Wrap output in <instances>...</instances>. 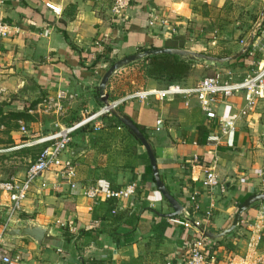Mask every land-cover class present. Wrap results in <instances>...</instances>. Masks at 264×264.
Masks as SVG:
<instances>
[{
  "label": "crops",
  "instance_id": "0c3cea01",
  "mask_svg": "<svg viewBox=\"0 0 264 264\" xmlns=\"http://www.w3.org/2000/svg\"><path fill=\"white\" fill-rule=\"evenodd\" d=\"M0 1L3 18L15 27L0 43V106L7 112L24 111L27 106V113H40L32 120L35 127L30 136L35 139L102 106L96 92L101 69L106 70L111 60L148 45L216 55L239 52L264 2L132 0L120 21L112 15V0ZM47 1L60 6L62 14L49 10ZM105 51L107 59L95 64ZM231 62H237L243 75L255 67L254 57L247 54ZM166 84L148 77L141 64L132 63L111 78L107 92L118 98ZM124 104L123 114L145 129L161 178L183 205L180 215L191 223L219 233L231 225L247 197L264 191V111L257 109L264 99L219 141H208L209 133L219 129L195 98L189 106L180 96L132 99ZM244 104L242 95H235L221 104L219 113H237ZM114 117L97 122L99 129L91 124L73 134L64 157L77 163L76 189L39 191L34 187L19 216L46 226L47 234L41 243L28 236H7V247L17 258L13 264H183L180 255L195 229L169 220L174 209L156 187L145 147ZM158 118L164 120L159 131L155 129ZM20 134L26 133L10 130L16 143ZM209 169L216 171L221 184H203ZM132 182L138 189L129 198L83 194V188L91 184L119 189ZM59 219L75 222L78 233L59 228ZM216 240H212L208 264H264V201L251 205L236 228Z\"/></svg>",
  "mask_w": 264,
  "mask_h": 264
},
{
  "label": "built area",
  "instance_id": "2783aa9c",
  "mask_svg": "<svg viewBox=\"0 0 264 264\" xmlns=\"http://www.w3.org/2000/svg\"><path fill=\"white\" fill-rule=\"evenodd\" d=\"M131 2L132 0H112L111 12L115 19L122 20L123 13L131 5ZM1 4L2 1H0V43L3 38L15 32V27L3 18ZM45 5L54 14H62V8L53 2L47 1ZM149 24L154 26L153 21H150ZM241 42L245 44L244 40ZM99 45H104L103 40L99 41ZM260 51L264 52V20L258 26L255 40L247 55L254 57L255 61ZM254 63H257V66L247 71L245 75L234 74L230 70L222 69L202 77L194 84L175 82L162 88H146L118 99H109L108 104L103 103L99 109L89 112L81 119L64 125L38 139L16 145L15 148L35 145H44V147L37 153L35 159L30 161L23 173H19L10 179L0 180V264H13L17 260L7 247L5 229L17 221H21L19 214L23 211L24 203L34 187L37 186L39 191H58L64 188L72 190L78 187L77 163L72 158L64 157V153L68 150L76 131L91 124L94 125L95 129H99L97 122H100L104 117L114 116L113 110L119 109L122 104L132 99L147 100L154 97L165 100L180 96L183 97L186 106L190 105L191 98L198 101L207 119L212 120L215 127L218 126L219 129V132L211 131L209 133L208 141H219L221 135L235 131L237 120L254 111L259 101L264 99V57ZM238 94L242 95L245 102L244 106L237 113H219L221 104ZM19 122L22 123L20 126L21 133H26L27 127L23 124V120H19ZM163 126L164 120L158 118L155 129L159 131ZM119 128L121 129V127ZM221 183L216 171L209 169L203 184L207 187H214ZM137 189L138 184L136 182L128 183L119 189L91 184L83 188V194L90 198H96L102 194L108 199H123L135 195ZM191 198L192 200L196 199L195 195ZM210 217L211 212H208L205 215V220L208 223ZM169 220L185 229L192 231L195 229L192 232L193 238L190 244L180 255L182 263L208 264L212 240L204 236L205 226L199 222L191 223L186 215L179 214L170 217ZM56 223L64 231L70 233H78L79 231V227L73 221L59 219ZM167 264L173 263L168 261Z\"/></svg>",
  "mask_w": 264,
  "mask_h": 264
},
{
  "label": "water",
  "instance_id": "95a60500",
  "mask_svg": "<svg viewBox=\"0 0 264 264\" xmlns=\"http://www.w3.org/2000/svg\"><path fill=\"white\" fill-rule=\"evenodd\" d=\"M264 20V8L262 9L260 16L258 20L256 21L251 35L249 39L247 40L244 47L237 53H233L226 56H216L211 55L205 52H198L194 50H189L181 47H155L151 49L141 50L136 53L129 54L125 57H122L120 59H116L112 61V64L106 68L104 73L99 79L98 83V92L100 94L101 100L103 103L108 104L109 102V94L107 92L108 84L111 78L123 67L130 65L131 63L138 61L140 59H145L152 55H159V54H177L180 55L187 60H193V61H200L205 60L207 62L211 63H217V64H224L231 61H234L243 55H245L251 44L254 42L256 37V32L258 30L259 24ZM34 97V95H32ZM113 115L117 117L122 124L127 127L132 133L135 135V137L142 143V145L145 147L150 164L152 166L153 176L155 179V184L157 189L163 194V196L167 199V201L171 204V207L174 209V211L170 214L171 217L179 215L183 210V205L171 194L168 187L163 182L158 164H157V158L154 151L153 146L151 145L148 138L145 136V134L141 131V129L133 122V120L124 115L120 112L119 109L112 111ZM264 201V191L256 192L251 194L249 197H247L242 204L240 205L239 209L235 213L234 219L231 223V225L222 230L219 233H215L210 230H206L204 232V236L208 237L211 240H216L218 238H221L225 235L230 234L238 225L239 221L241 220L242 214L249 208L251 205H253L256 202ZM48 228L44 225L38 224L37 222L33 220H21L17 221L13 225H10L5 229V235L11 236V237H24L28 236L34 239L37 243H41L43 239L45 238L47 234Z\"/></svg>",
  "mask_w": 264,
  "mask_h": 264
},
{
  "label": "rangeland",
  "instance_id": "374dc122",
  "mask_svg": "<svg viewBox=\"0 0 264 264\" xmlns=\"http://www.w3.org/2000/svg\"><path fill=\"white\" fill-rule=\"evenodd\" d=\"M261 8H264V2H262ZM256 16V14H253V18ZM258 18L260 14L257 15ZM256 18V17H255ZM258 20V19H257ZM206 53V52H205ZM263 51H260L258 55L256 56L255 61L261 59L263 56ZM211 55H216L212 53H208ZM216 56H226V54L222 55H216ZM194 63H197L194 62ZM198 65L193 66L191 65V69L188 73V75L185 77L184 82L186 83H194L201 79L204 76L211 75L217 70H222V68L229 67L231 71L234 74H241L243 75V70L238 69L237 62H231L228 64H217V63H211L207 62L205 60H200L198 62ZM254 66H257V63L253 64ZM235 69V70H233ZM248 70V68H247ZM1 107V106H0ZM2 110H0V180L4 179H10L13 176L23 173L26 169L27 165L30 163V161L34 160L37 153L39 152L41 145H35V146H25L21 148H15L18 143L26 142L28 139H35L34 136H30L33 134V130L35 127V124L32 123V120L36 119V115H40V113H28L30 120H24V119H18L14 120L12 118L11 112H7V110H4L3 107H1ZM259 111H264V104H261L257 107ZM43 115H54L55 117L59 114L54 113H42ZM61 115V114H60ZM19 120H23V124L27 127L29 131L26 132V134H20L19 135V141L18 143L15 142L14 138L10 135L11 128L14 129H20V126L22 123L19 122ZM12 140L14 142L10 143Z\"/></svg>",
  "mask_w": 264,
  "mask_h": 264
},
{
  "label": "trees",
  "instance_id": "16d2710c",
  "mask_svg": "<svg viewBox=\"0 0 264 264\" xmlns=\"http://www.w3.org/2000/svg\"><path fill=\"white\" fill-rule=\"evenodd\" d=\"M155 47L156 46L148 45L146 47H142L141 50L151 49V48H155ZM107 52L108 51H105L103 55H100L96 59V63L95 64L99 63L101 60L107 59V56H106ZM246 54H248V53H246ZM112 61L113 60H111V64H112ZM194 62L195 61L187 60L186 58H184V57H182L180 55H177V54H159V55L149 56V57H147L145 59L138 60V61H135L133 63L141 64V67L143 68V70L145 71V74L148 77H152V78H155V79L163 80V81H165L167 83L166 85H169V84H172V83H175V82H181V83L183 82L184 83V79L188 75V73H189V71L191 69V65ZM104 71H105V69H101V74H103ZM108 92H109L108 93L109 94V99L114 100V99L120 98V97L115 98L114 95L110 94V91H108ZM96 95H97V97L100 98V94H99L98 91L96 92ZM32 105H33V103L31 104V106ZM28 108L29 107L26 106L24 111L23 110H21V111H12L11 112L12 118L14 120H18V119L30 120V117H29L28 113L26 112ZM119 110L122 113H124L125 112V104H122L119 107ZM128 117H130V116H128ZM114 118L116 119V117H114ZM130 118H132V117H130ZM31 121H32V119H31ZM133 122L141 129V131L148 138V135L146 134L145 129L141 125H139L135 120H133ZM12 129H14V128H11V130ZM130 132H131V134H133L132 131H130ZM12 142H14V140H12V138H11L10 143H12ZM43 147H44V145H41L40 150ZM69 236H70V234L68 232H66L65 233V237L67 238V240L70 241L71 238ZM220 241L221 240H216V243L218 244ZM208 255L209 256L212 255V250L210 251V253Z\"/></svg>",
  "mask_w": 264,
  "mask_h": 264
}]
</instances>
